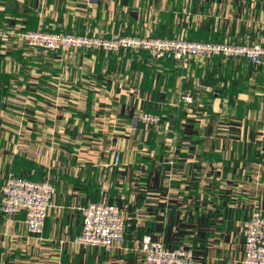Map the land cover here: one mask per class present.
I'll use <instances>...</instances> for the list:
<instances>
[{
    "label": "crops",
    "instance_id": "crops-1",
    "mask_svg": "<svg viewBox=\"0 0 264 264\" xmlns=\"http://www.w3.org/2000/svg\"><path fill=\"white\" fill-rule=\"evenodd\" d=\"M161 25L177 38L209 25L215 39L264 42V0H0V195L9 175L33 174L19 158L51 172L58 194L41 236L23 216L0 215V264H144L135 252L142 238L129 230L112 255L72 244L79 206L98 193L100 201L103 189L111 202L122 170L131 203L150 192L128 227L144 225L138 213L156 220L160 205L164 228L182 227L178 248L194 246L197 264H241V222L256 199L264 213V69L235 59L181 65L143 51L46 52L16 35L148 37ZM141 111L161 117L160 133L136 126ZM114 146L127 168L103 166ZM140 174L150 181L139 190ZM88 182L93 194L83 191Z\"/></svg>",
    "mask_w": 264,
    "mask_h": 264
},
{
    "label": "built area",
    "instance_id": "built-area-1",
    "mask_svg": "<svg viewBox=\"0 0 264 264\" xmlns=\"http://www.w3.org/2000/svg\"><path fill=\"white\" fill-rule=\"evenodd\" d=\"M0 34L2 29L0 26ZM13 34V33H12ZM19 39L33 50L64 52V50L80 51L103 50L119 52L120 50L143 51L158 61L173 59L185 65L191 61L212 62L245 60L246 62L264 69V42L231 43L229 41H191L186 37H141L137 35H118L111 37L102 35L71 34L60 32H44L29 30L16 34ZM182 102L193 104L190 94L182 97ZM161 117L154 113L141 111L136 117L137 124L142 125L143 131L154 128L160 133ZM111 157L103 166L108 169L127 168L123 161V151L114 146L110 149ZM173 177V171L169 173ZM42 181L31 180L26 176L9 175L1 187L0 215L10 221L19 215L23 216L25 228L31 235L41 236L47 218L51 215L57 193L54 177L46 173ZM101 200L79 207L82 217V232L72 240V244L87 251L101 249L107 254H114L126 247V218L124 210L115 202H110L106 190H102ZM256 199L251 215L241 223L243 252L241 264H264V213ZM140 221L149 219V215L138 213ZM135 250L144 264H197L195 251L192 247L169 249L163 237L157 239L144 235Z\"/></svg>",
    "mask_w": 264,
    "mask_h": 264
},
{
    "label": "trees",
    "instance_id": "trees-1",
    "mask_svg": "<svg viewBox=\"0 0 264 264\" xmlns=\"http://www.w3.org/2000/svg\"><path fill=\"white\" fill-rule=\"evenodd\" d=\"M181 20H182V18L180 19V22H181ZM177 28L178 27H176V29ZM210 28L211 27L209 25H207L206 27L200 28L198 30L197 29L192 30V28H190L188 30L187 37H188L189 40H192V41L193 40H195V41H213V39H215V37H213V33L214 32L212 30H210ZM171 32H172V30L169 27V25H161L150 36L157 37V38H163V39L171 38L172 37V33ZM215 40L222 41V39L220 37H217ZM166 60L174 61L173 59H166ZM18 162H19V164L23 163V165H27L28 164L30 166V167H28V170H30V172L34 170L33 174H31V173L29 174L30 176L28 174L19 175V176H26V177L30 178L31 180H33V181L34 180L42 181L45 178H47L46 177V173H45L43 168H40L39 166H35L34 164H29V163H27V161H24L22 158H19ZM112 170H115V169H112ZM119 173H120V176H121L120 178H122L121 180L123 182L120 184L118 192L113 191L112 194L110 195L111 202H115L121 209L124 210V213H125L126 210H128L127 214H131V213L133 214L137 210V208L143 209V208L147 207L148 206V203H147V201H148L147 199L148 198L147 197H148L150 192L148 191V189L145 190V191H141L140 189H141V185L145 181L149 185L150 178L147 177V175L142 176L141 174H140L141 175L140 179L139 178H135L136 181H135V179L131 178V179H133L135 181L136 184H138V186H139L138 189L140 190L139 194H137L135 202L131 203L129 201V196H128L129 192H127L128 190L126 188V183H125V180H126L125 176H127L126 173H125V170H122V172H119ZM147 173H148V171H147ZM152 173H153V168L149 171L150 176L152 175ZM157 174H158L157 181H156V184L153 185V186H155L153 188L159 190V187H158L159 186V181H160L162 176L158 172H157ZM53 179H54L53 182H54L55 186H57V183L55 181V177ZM144 179H145V181H144ZM89 187H90V185H89V182H88V186L83 191L84 192H88V193H92L93 188H89ZM129 189H131V187ZM151 189L152 188L150 186L149 190H151ZM95 197H98V198H96L94 202H98L99 201V193L96 194ZM95 197H93V195H92L91 200H94L93 198H95ZM85 202H84V204L82 206H85L86 204L89 203V201H87V200ZM82 206H79V207H82ZM154 207H156V209H155L156 220L152 221V220L147 219L146 222L144 223V225L141 226V225H139V223H137L136 220L133 219L134 223L131 224L130 227H128L129 225L127 226V221H126L127 231L129 230L128 233H129L130 237H132V236L134 237L135 236L136 238L139 237L141 239L144 235H150V236H152V238L157 239L160 236H162L163 237V241L165 242L166 246L169 249L172 250L174 248L180 247L181 244L183 243V241H181V240H182V237L184 235V233L182 232L183 230L181 229L182 227L181 226L174 227V225L171 224L172 225L171 229H169L170 226L164 228L163 220L161 219L162 216L160 214V212L162 211L161 208H160V205H157V206H154ZM146 212L149 215V212L148 211H146ZM126 216L127 215H125V218H126ZM171 220H172V214H171ZM130 223H132V222H130ZM132 232H133V234H132ZM197 234H199V233L197 232ZM197 242H199V241L197 240ZM200 246H201V243H200ZM193 247L194 246H192V248Z\"/></svg>",
    "mask_w": 264,
    "mask_h": 264
},
{
    "label": "rangeland",
    "instance_id": "rangeland-1",
    "mask_svg": "<svg viewBox=\"0 0 264 264\" xmlns=\"http://www.w3.org/2000/svg\"><path fill=\"white\" fill-rule=\"evenodd\" d=\"M60 33H63V32H60ZM141 37H143V36H141ZM134 144V143H133ZM134 146H136L135 144H134ZM138 147V146H137ZM137 147H135V148H137ZM140 149V148H139ZM125 209V208H124ZM127 213H128V210H126L125 211V215H127ZM196 258V257H195ZM197 260V259H196Z\"/></svg>",
    "mask_w": 264,
    "mask_h": 264
}]
</instances>
